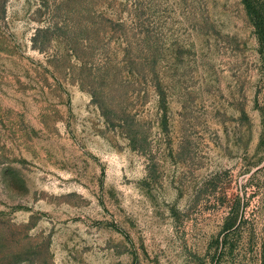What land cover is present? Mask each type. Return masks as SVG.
<instances>
[{"label":"rangeland","instance_id":"rangeland-1","mask_svg":"<svg viewBox=\"0 0 264 264\" xmlns=\"http://www.w3.org/2000/svg\"><path fill=\"white\" fill-rule=\"evenodd\" d=\"M0 0V264H264V0Z\"/></svg>","mask_w":264,"mask_h":264},{"label":"trees","instance_id":"trees-1","mask_svg":"<svg viewBox=\"0 0 264 264\" xmlns=\"http://www.w3.org/2000/svg\"><path fill=\"white\" fill-rule=\"evenodd\" d=\"M245 3L249 9V14L251 15V17L257 21L260 20V12L256 10L255 6H252V1L251 0H245Z\"/></svg>","mask_w":264,"mask_h":264}]
</instances>
